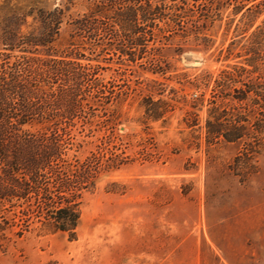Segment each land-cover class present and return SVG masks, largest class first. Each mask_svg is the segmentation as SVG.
<instances>
[{"label":"rangeland","instance_id":"obj_1","mask_svg":"<svg viewBox=\"0 0 264 264\" xmlns=\"http://www.w3.org/2000/svg\"><path fill=\"white\" fill-rule=\"evenodd\" d=\"M104 1L109 17H90L97 0H0V73L29 84L25 127L50 158L0 206V264H264V48L252 66L231 44L232 8L205 44L192 21L132 29L112 16L126 0ZM63 207L74 230H54Z\"/></svg>","mask_w":264,"mask_h":264},{"label":"trees","instance_id":"obj_2","mask_svg":"<svg viewBox=\"0 0 264 264\" xmlns=\"http://www.w3.org/2000/svg\"><path fill=\"white\" fill-rule=\"evenodd\" d=\"M72 2L73 0H68V3ZM108 5V2L104 0H97L90 17H109L111 13ZM229 8H232L230 14L234 17L228 21V30L234 24V31L237 32L231 44L244 42L249 45L251 48V56L247 59L249 64L252 66L260 64V56L264 48V21L256 25L254 16L264 12V0H177L171 5H166L163 0H133L127 5L126 0L114 9L112 16L123 21L126 26L130 25L132 29L139 22L145 27L162 29L161 21L164 22V26L184 29L192 21L193 23L190 24L196 29L190 42L208 44L210 39L205 31L213 28L218 17L223 16ZM64 11L63 8H56L53 12L64 13ZM194 13H201L203 17L194 20ZM239 14L241 17L236 20L235 16ZM255 25L249 36L244 34ZM238 35L239 39H237ZM47 36L51 37L44 38L40 44H49L54 41L51 32ZM220 85L224 87L221 82ZM242 87L235 91L254 89H249L246 83ZM30 91L29 84L19 74L7 71L0 73V206L9 203L16 196L26 197L27 191L29 193L33 188L32 175L50 166L48 163L50 158L47 159V164L45 163V159L49 157L47 146L44 144L45 139L25 127L30 122L32 114ZM222 126V123H218L215 126L216 132H221ZM244 129L243 125L230 127L227 133L228 141L243 137ZM51 217L54 219L52 222H54L55 231L74 230L79 222V215L73 207L60 208ZM74 233L72 231V234Z\"/></svg>","mask_w":264,"mask_h":264}]
</instances>
